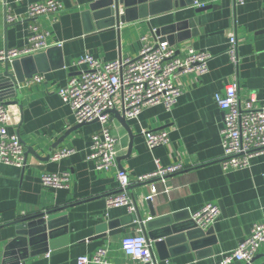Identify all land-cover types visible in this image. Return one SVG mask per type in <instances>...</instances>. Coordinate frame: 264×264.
<instances>
[{"label": "crops", "instance_id": "1", "mask_svg": "<svg viewBox=\"0 0 264 264\" xmlns=\"http://www.w3.org/2000/svg\"><path fill=\"white\" fill-rule=\"evenodd\" d=\"M57 1L63 6L58 13L11 23L7 19L10 0H0V50L28 47L31 24L46 31L48 49H53L43 63L49 69L36 74L44 79L26 81L20 87V103L10 98L6 104L7 128L20 137L28 155L22 168L0 164V264H77L78 257H93L101 248L107 250L111 264H141L124 253L121 241L141 227L138 221L153 217L151 207L157 216L173 212L192 216L207 203L221 210L212 226L215 238L210 246L186 249L179 245L166 257L155 246L153 251L158 264L219 263L255 223L264 222V156L252 159L246 169H224V111L214 99L216 92L237 83L241 103L253 97L255 106L264 105V0H246L244 5L233 0H155L149 11L157 14L96 30H91L93 24L85 16L95 0ZM11 6L17 16L27 15L26 1ZM168 25H179L164 33L179 58H185L191 48L211 57L206 73L193 71L175 78L183 93L171 110L162 104L146 106L137 119L126 118L130 129L112 113L108 127L118 138V168L125 169L132 181L128 194L136 211L130 213L126 206L109 207L106 201L119 192L117 168L97 169L96 161L88 157L92 136L101 131V123L80 125L59 91L72 78L82 76L87 66L77 61L84 55L102 62L137 57L145 45L157 41L156 31ZM231 35L237 39V63L227 52ZM4 67L0 61V72ZM116 108L123 110L122 103ZM160 129L169 132V142L152 150L142 131ZM62 148L74 153L52 161L51 156ZM156 158L164 165L180 163L184 169L165 182L154 180L159 193L149 202V184L136 181L156 168ZM46 172L69 173V186L44 185ZM59 207L66 213L67 231L58 236L55 248L17 261L16 246L8 248L17 237L13 222ZM252 264H264V245Z\"/></svg>", "mask_w": 264, "mask_h": 264}, {"label": "built area", "instance_id": "2", "mask_svg": "<svg viewBox=\"0 0 264 264\" xmlns=\"http://www.w3.org/2000/svg\"><path fill=\"white\" fill-rule=\"evenodd\" d=\"M26 1L27 15L19 17L12 12V3ZM236 5H244L246 0H233ZM204 7L205 4H197ZM7 19L14 23L24 18L36 19L40 16L58 13L63 9L57 0L31 1L10 0L8 2ZM30 45L24 48H5L0 50V61H12L29 54L44 51L50 46L47 33L39 25L31 24ZM58 45H61L59 43ZM232 60L237 63V39L230 36V47L227 51ZM210 54L189 49L185 58H179L170 42L162 36L157 37L154 44L145 45L137 57L121 58L102 62L90 54L81 57L77 64L87 66L80 78H72L59 91L62 100L72 107L78 123L98 121L102 128L93 134L89 159L96 161L97 169L109 170L117 168L119 192L106 198L109 207L126 206L130 213L136 211V205L128 194L132 181L125 169L118 168V138L111 132L108 122L111 111L118 103H122L125 116L137 119L143 109L150 105H164L171 110L182 95V88L175 84L176 77L199 71H208ZM44 78L35 75L31 80L40 82ZM214 99L224 111V126L222 129V165L246 169L252 166V159L264 156V105L255 106L254 98L241 103L238 97V84L232 83L223 92H216ZM9 113L6 104L0 102V164L24 167L27 161V150L20 137L7 128ZM145 141L150 149L169 142V132L166 129L155 131L143 130ZM74 153L71 148H62L52 156V161H59ZM156 168L141 175L136 182L148 183L147 200H153L159 193L154 180L165 182L167 178L184 169L178 164L164 165L159 158L155 159ZM69 173H44L42 183L53 188L69 186ZM221 214L217 204L207 203L201 209L192 213L196 225L208 229L214 225ZM138 221V220H135ZM141 223V221H138ZM264 245V222L255 223L250 234L240 241L237 247L223 255L217 264H233L243 261L252 264L254 257ZM124 253L141 264H158L153 251V242L147 238L143 227L137 228L132 234L122 238ZM107 250L99 249L93 257L82 255L77 264H111L106 257Z\"/></svg>", "mask_w": 264, "mask_h": 264}, {"label": "water", "instance_id": "3", "mask_svg": "<svg viewBox=\"0 0 264 264\" xmlns=\"http://www.w3.org/2000/svg\"><path fill=\"white\" fill-rule=\"evenodd\" d=\"M154 1L95 0L85 12V16H88V19L93 24L91 30L101 29L108 25L120 27L123 23L147 18L149 14H157L156 12L149 11V7H151ZM167 1L171 3V0ZM177 4L176 6H178ZM169 9H171V6ZM178 26L168 25L164 29L156 31L155 34L167 39L168 37L164 34L165 31H174L178 29ZM52 50L50 48L45 52L29 54L12 61H4L5 67L0 72V102L8 104L7 101L10 98H15V102L20 103L23 96L20 90L21 85L32 79L39 72H44L49 69L43 63L45 57ZM53 66L51 65V67ZM111 113L115 114L117 119L125 127L130 129L124 110L119 111L115 108ZM83 124L86 123H81L80 125ZM70 130L65 134H68ZM118 160L120 161V159ZM130 188L131 186L128 187V190ZM148 201L150 202L151 200ZM151 214L153 217H150L146 221L141 220V226L147 238L153 242L160 256H168V252H174L175 247L179 245H182L181 247L186 249H199L210 246V242L215 238L212 227L203 229L197 226L188 214L184 216L182 213L173 212L157 216L152 207ZM61 218H64L63 223H60ZM13 223L17 225V237L11 242L8 248L12 250L11 248L16 246L17 252L15 259L17 261L25 260L30 256L39 255L50 249H54L58 236H61L67 231V217L66 213L63 212V207L28 215ZM110 227H113L112 224Z\"/></svg>", "mask_w": 264, "mask_h": 264}]
</instances>
